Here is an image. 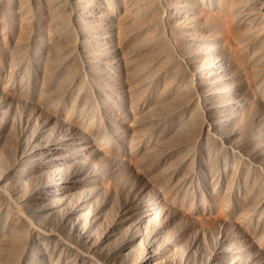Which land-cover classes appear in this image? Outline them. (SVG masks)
I'll return each mask as SVG.
<instances>
[{"label": "rangeland", "instance_id": "obj_1", "mask_svg": "<svg viewBox=\"0 0 264 264\" xmlns=\"http://www.w3.org/2000/svg\"><path fill=\"white\" fill-rule=\"evenodd\" d=\"M99 1L100 46L0 7V264H264V0Z\"/></svg>", "mask_w": 264, "mask_h": 264}, {"label": "bare ground", "instance_id": "obj_2", "mask_svg": "<svg viewBox=\"0 0 264 264\" xmlns=\"http://www.w3.org/2000/svg\"><path fill=\"white\" fill-rule=\"evenodd\" d=\"M10 1L11 0H0V7H2L3 10L5 9L4 11H6V9L10 10ZM113 1L115 0H108V3L113 4ZM23 2H25V0H17L18 4H23ZM74 2L76 3V7L73 9L71 7L70 0H46L45 5L47 9L51 11L55 26L58 28V32H61L60 34L63 36L68 35L69 27L73 25V19H76V21H74V25L82 34L81 39H83V41L91 40L96 46L103 45L102 43L105 42L104 35L110 30L109 28H107V24L103 22L104 11L102 3L99 0H74ZM191 2V8L185 9L180 7L173 10L174 15L172 18L174 23L178 24L186 21L189 17V14H187L188 11H190L191 9H198L201 5L204 4L203 0H191ZM162 3L167 2L166 0H126L124 2L123 13L126 14L131 20H134V22H136V20H138L139 18H142L144 15L149 14V19L156 25L158 24L157 26H159L165 18L164 16L159 15V7ZM217 4V10L219 11L220 15H223L226 21L228 32L231 33L232 16L236 11L235 2L234 0H218ZM180 28L181 27H177V31L179 32L178 35H181L184 39L183 35L188 30ZM76 43L79 44V40L77 38ZM93 133H95V129H93L91 124L89 127V134ZM44 153V150L39 151V154L41 155H43ZM13 181H15V179ZM5 193L6 191H4L3 188H0V198L4 199V201L6 199ZM8 215L9 216L6 220L7 228L9 230L8 234L21 232L22 227L20 221L22 217L20 215V212L17 210V207L10 205ZM28 231L39 234V231L33 225L29 226ZM56 237V243L58 245L67 247V243L61 240L59 236L56 235Z\"/></svg>", "mask_w": 264, "mask_h": 264}]
</instances>
